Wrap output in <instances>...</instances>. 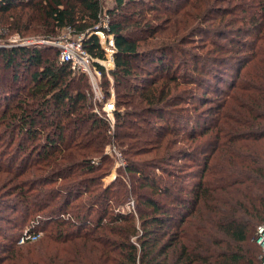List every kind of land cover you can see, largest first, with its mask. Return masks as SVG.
<instances>
[{
	"label": "trees",
	"instance_id": "obj_1",
	"mask_svg": "<svg viewBox=\"0 0 264 264\" xmlns=\"http://www.w3.org/2000/svg\"><path fill=\"white\" fill-rule=\"evenodd\" d=\"M184 1L113 0L108 11L115 66H96L105 99L115 91L114 142L126 159L109 185V125L94 112L89 77L74 76L55 47L2 51L15 79L21 69V85L6 92L13 98L0 96V124L19 139L17 156L6 165L0 158V176L9 174L21 196L5 206L22 221L19 237L29 222L43 235L19 244L0 231L10 241L0 264H260L264 0L243 10L234 29L209 25V7L190 14ZM102 13L101 0H0V25L10 33L53 42L70 28L105 60L98 37H87ZM222 39L242 45L239 62ZM192 43L197 52L188 53ZM224 73L235 80L225 83ZM208 90L224 101L201 126L192 105L212 103L199 94ZM131 194L136 212L118 210Z\"/></svg>",
	"mask_w": 264,
	"mask_h": 264
},
{
	"label": "rangeland",
	"instance_id": "obj_2",
	"mask_svg": "<svg viewBox=\"0 0 264 264\" xmlns=\"http://www.w3.org/2000/svg\"><path fill=\"white\" fill-rule=\"evenodd\" d=\"M253 1L254 0H243V1L242 0H213V1L185 0L182 4L183 6L187 3L189 4L184 9H186L188 13L190 14H196L200 11H204L205 7H209V10L205 12L206 16L204 18V20H206L207 18L208 20L212 18L213 21L208 22L209 25L216 26L221 21L222 24L229 23L230 29H234V28H240L243 26V23H239L238 20H240L241 17L244 16L243 10H245L247 7L253 6L251 5ZM101 2L103 5V13H102L101 21L103 22L105 20L106 22L111 19L108 17L109 15L108 11L114 7V2L113 0H101ZM218 12H222L223 16L217 17L218 15L216 14ZM67 37H68V33L66 31H63L58 35V38H67ZM236 37L244 40L243 36H236ZM31 41L32 42L37 41V44L28 45L27 43ZM222 41L224 42V44L226 43L225 45L235 48L234 50L237 52L233 54L234 56H237V60L238 58L244 57V52L242 49L243 47L241 44L229 43V41L226 39L225 40L222 39ZM192 42H194L195 44H199V45L204 44L203 41L198 40V39H195ZM40 45L42 47H49V46L53 47L51 43L47 42L46 40H43L41 38H35V37L34 38H27V37L23 38L20 35L10 33L7 29H5V27H2L0 25V96H5L4 97L5 99L7 97L12 99L13 98L12 94H9L11 96L6 95L7 90L11 88L12 92H15L16 88L21 85V82L19 80V76L21 75V69H19V73L17 75L18 79H15L16 71L13 67L8 68L5 65L2 59L3 58L2 56H4V54H2V51L7 50V49H14L16 47H27V46L30 47V46H40ZM193 45L194 44L192 43V45L185 46V49L187 50L188 53L197 52V49H195ZM185 60L186 59L183 58V61L180 64V66H182L181 71L187 68ZM220 70L225 71L224 69H220ZM232 75H233L232 73H230L229 75H227L226 73L223 74L222 78L223 80H226L225 83L227 82L231 83V81L235 80L234 76ZM107 78L111 79V77H107ZM13 80L15 81V83H13ZM97 82L99 84V88L101 90L102 95H104L103 88H102L103 83H104L103 76L101 78H98ZM227 86H229V84H227ZM221 88H225L223 84L221 85ZM112 91H113L112 94H115L114 93L115 91L113 89ZM208 91H199L200 92L199 94H200V97L206 96L208 98H211L209 99V101H211L212 103L201 104L198 102H194V105H192V106H195V109H192V111H194L193 114H196L198 116V120H201L204 117L203 119L204 122L201 124V126H203V124H206L205 121L211 120L213 117H215L213 113H211L212 109L215 108L217 104H222V102L224 101V96H217L216 94L211 93L210 91L208 92ZM87 92L90 95L89 96L90 102L94 104V112L97 114V116H99L98 112L101 111L102 109V103L96 100V96H95V93L93 92L92 87H87ZM5 99L2 103H5ZM1 101H2V98L0 97V102ZM205 101H208V100H205ZM109 128L107 132L110 131ZM108 136L111 138V141L106 146L104 153L109 155L110 158H112V160L114 161L113 163L114 165L111 168L110 172L103 178L102 182L104 185H109L117 177L121 176L120 174L121 167L117 168L115 166L117 158L114 154L110 152V149L115 147L118 152H121V151L117 147L116 143L114 142V136H110L109 134ZM12 139L14 140L12 141ZM18 142H19V139L17 138L16 133H14L13 136H10L9 138V134L5 132L3 125L0 124V158H2V160L4 159V165L7 164V161H10L11 155L17 156L18 150L16 149H17ZM182 146L183 144L178 145L175 148V150H177L179 147H182ZM178 163L180 162H173L172 165L175 166V165H178ZM169 167H172V166H169ZM14 168L17 169L16 166ZM9 179H10L9 174L4 175V177L0 176V231L2 235H5L6 237L15 236V238L16 237L18 238L19 233L21 231L19 229L20 227L18 228V225L21 226L22 221L18 218L17 216L18 213L14 211L13 208H9V207L7 208L5 206V203L18 202L21 196L20 194H18L19 189L17 188L15 181L9 180ZM128 185L130 186V184ZM129 198H130L129 199L130 201L132 200L136 201V207H137V204H138L137 198H134L132 194ZM130 201H127V202H130ZM117 209L120 210L121 212H126L128 210V204H124V205L121 204L118 206ZM135 212H136V209H135ZM16 223H19V224H16ZM28 226H30V222L27 225L25 224V227L22 229V234L27 230ZM20 238L21 237L18 238V243L23 244L19 242ZM9 242H10L9 240H6L3 236H0V247H2L3 244L9 243ZM0 254H2L1 249H0Z\"/></svg>",
	"mask_w": 264,
	"mask_h": 264
},
{
	"label": "built area",
	"instance_id": "obj_3",
	"mask_svg": "<svg viewBox=\"0 0 264 264\" xmlns=\"http://www.w3.org/2000/svg\"><path fill=\"white\" fill-rule=\"evenodd\" d=\"M108 18V17H107ZM110 20L101 22L100 26L89 36L96 35L99 39L100 45L105 52L106 59L101 60L91 56L84 48L85 36H74L73 30L68 28L66 32L68 33L67 38H58L57 40L50 42L51 45L59 50L60 62L67 63L71 65V69L74 76H80L81 74H86L91 82L93 92L95 93L96 100L102 103V109L98 112V115L103 118L109 125L110 136H114L116 119V96L111 94V97L106 100L104 95H102L97 82L98 78L103 76L102 72L97 68L96 63L103 65L107 69V73L114 69L115 66V53L116 44L115 37L110 33ZM28 45L37 44V41H31L27 43ZM112 81V80H111ZM113 93V92H112ZM110 152L116 156L115 166L125 167L126 159L121 152H118L115 147L110 149ZM136 201L132 200L128 204L129 211H135ZM43 235L42 230L27 229L20 238V243H25L27 241H37ZM256 242L261 248L260 254V264H264V223L258 226L256 233Z\"/></svg>",
	"mask_w": 264,
	"mask_h": 264
}]
</instances>
